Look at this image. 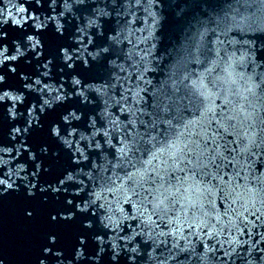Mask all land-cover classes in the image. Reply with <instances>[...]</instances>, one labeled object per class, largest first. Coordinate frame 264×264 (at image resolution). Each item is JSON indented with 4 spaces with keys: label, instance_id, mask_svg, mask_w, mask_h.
Segmentation results:
<instances>
[{
    "label": "snow or ice",
    "instance_id": "snow-or-ice-1",
    "mask_svg": "<svg viewBox=\"0 0 264 264\" xmlns=\"http://www.w3.org/2000/svg\"><path fill=\"white\" fill-rule=\"evenodd\" d=\"M146 2L161 9L151 14L155 29L165 19L164 0ZM6 3L7 16L0 6V214L14 199L23 204V233L44 226L35 264H264V104L257 108L249 99L264 100V41L257 48L255 39L244 40L237 58L239 41L227 40L234 31L264 34V24L221 16L213 0H199L194 9L185 0L176 22L197 28L198 52L214 36L216 59L183 96L178 89L165 94L160 111L140 120L126 107L132 89L115 69L125 71L117 63L121 25L128 22L123 9L145 0ZM238 81L248 104L240 105L242 127L234 133V117L227 125L217 119L228 96L219 106L213 97ZM222 133L233 137V147L220 142ZM0 264H14L2 236Z\"/></svg>",
    "mask_w": 264,
    "mask_h": 264
},
{
    "label": "water",
    "instance_id": "water-1",
    "mask_svg": "<svg viewBox=\"0 0 264 264\" xmlns=\"http://www.w3.org/2000/svg\"><path fill=\"white\" fill-rule=\"evenodd\" d=\"M12 2L14 3L16 0H12ZM198 2L199 0H187V4L192 9ZM213 2L218 7L221 16H224L225 13L238 14V18L240 16H251L254 25L264 24V7L257 0H213ZM0 6L5 8L4 14L7 16V8L11 5L7 4L6 0H0ZM185 8V0H164L163 16L165 19L162 25H158L155 29L152 27L151 14L159 13L161 9L149 7L146 0L143 7L137 8L133 3L130 10L127 7L123 9V12L127 13L126 19L128 22L121 25L123 29L121 37L123 51L117 63L122 64L125 71L120 73L119 68H117L115 73L119 74L120 83L124 85L125 89H132L131 93L125 92V96L128 97L126 107L136 112V116L140 120L151 119L154 113L160 111L159 106L168 102L165 94L173 96L175 95V89H178L179 95L183 96L187 91L186 86L191 84L199 75L204 74L210 61L216 59L214 36L209 35L201 44L198 52L196 47L199 43L197 28L186 22H176V14H180ZM11 11L13 15L16 14L15 8H12ZM191 25H197V21L193 19ZM221 39H225V37L222 36ZM251 39H255L256 46L259 48L261 42L264 41V34L256 33L255 37H252L248 30H245L244 33L231 32L227 37V40L239 41L236 45L238 49L236 51L237 58L246 51L244 40ZM209 40L212 43H208ZM226 46L230 52L233 50L231 44ZM146 67L151 70L145 72ZM237 71L242 70L238 68ZM251 74L252 68L248 67L244 75L246 77ZM215 75V73L212 74L211 78H214ZM140 76H143V79H139ZM185 76L189 77L187 81L184 80ZM145 81H150V83H145ZM223 87L224 91L219 98L213 97L216 105L219 106L225 105V96H228V102L223 111L220 107L216 108L217 119H220L222 124L227 125V117H234L231 123L236 124L237 127L235 129L229 128V131L235 133L242 127V125L237 124L238 120H243L240 105L244 104L247 107L248 104V101L243 99V96L246 95L244 84L243 81H238L236 85L226 84ZM229 87L233 89L235 94L228 91ZM140 89H145V91H141L139 97L134 96V93ZM249 99L254 102L257 108L264 104V100L253 97ZM153 104H156L157 108H152ZM138 108H142L148 115H141L140 112L136 111ZM193 111H195V108H193ZM161 115H163L162 112ZM137 127L139 134L143 135L144 128L140 127L139 123ZM216 128L217 125L213 123L208 130V135L211 136ZM178 130L183 131L182 126ZM133 134L135 135V132ZM223 135L224 139L220 142L227 143L230 148L233 147L234 145L230 143L233 137ZM136 138L139 140V136ZM22 206V202L13 199L4 212L0 214V236L3 238L4 248L14 264H35L39 255V245L43 242L42 233L45 228L41 224L32 231L23 233L19 217ZM66 247L69 251L71 250L70 241L66 243ZM236 264H240V261L237 260Z\"/></svg>",
    "mask_w": 264,
    "mask_h": 264
}]
</instances>
